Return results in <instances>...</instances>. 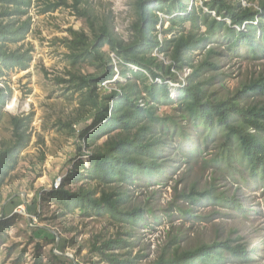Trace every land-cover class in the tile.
<instances>
[{"label": "trees", "instance_id": "1", "mask_svg": "<svg viewBox=\"0 0 264 264\" xmlns=\"http://www.w3.org/2000/svg\"><path fill=\"white\" fill-rule=\"evenodd\" d=\"M36 4L41 13L69 7L84 18L89 32L83 28L69 29L72 37L65 38L67 56L73 65L86 62L96 69L87 74L70 71L67 80L82 95L80 108L89 110L91 120L78 130V137L91 150L89 166L82 159L74 162L63 182L51 191L63 210H79L87 217L107 216L123 227L139 223L145 218L144 209L141 205L128 206V193L122 186L140 177L149 179L165 174L164 152L173 138L190 137L184 122L194 129L200 126L206 142L222 139L221 151L212 162H237L249 176L264 183V104L241 106L238 101V95H264V74L246 84L234 98L212 99L206 84L213 77L205 79V73L218 67L214 58L220 52L209 49L198 63L191 57L192 52L205 48L222 31L231 39L230 46L241 42L248 45L254 56L264 53V0H258L257 7L243 5L239 0H203L207 11L200 8V13L195 7L189 9L184 0H134L135 19L128 40L115 30L111 11L105 14L90 0H0V118L9 98L3 77L9 70L28 68L32 60L33 47L25 46L24 40L31 31L30 9ZM160 13H165L168 19L160 18ZM166 22L170 26L163 32L176 26L179 33L160 39L158 26L164 27ZM188 23L191 30H187ZM201 26L206 29L198 32ZM257 31L258 41L253 37ZM155 52L162 53L169 63L154 55ZM110 53L118 60L120 78L115 83L117 88L99 93L98 88L113 79ZM131 65L135 67L130 68ZM185 67L191 68V72L178 87L175 101L167 80H177L176 73ZM168 105H173L180 114L159 113L161 107ZM31 120V114L11 117L12 139L3 141L0 147V186L31 140ZM197 148L190 145V154ZM83 180L94 182L81 183L74 189L66 185ZM181 196L190 201L207 198L244 211L235 196L217 193L213 186L199 190L193 184ZM2 212L6 216L4 207ZM146 212H152V208L147 207ZM4 224L6 221L0 220V225ZM32 231L44 237L49 233L51 238H47L55 241L54 234L46 228L34 227ZM132 234L116 231L105 239L96 237L91 250L107 264H137L136 257L122 253L133 247ZM240 238L215 240L183 250L174 246L152 264H219L226 254L244 260L249 255L243 243L235 242ZM177 239L174 235L171 243L175 244Z\"/></svg>", "mask_w": 264, "mask_h": 264}, {"label": "rangeland", "instance_id": "2", "mask_svg": "<svg viewBox=\"0 0 264 264\" xmlns=\"http://www.w3.org/2000/svg\"><path fill=\"white\" fill-rule=\"evenodd\" d=\"M90 1L105 14L111 11L115 30L123 38H131L134 0ZM239 1L243 5L258 6V0ZM184 2L189 9L195 7L198 13L200 8L207 11L203 0ZM29 13L32 25L24 45L33 47L32 60L28 68L9 70L3 77L9 88V98L0 118V147L3 141L12 139V116L31 114L32 120L29 126L31 140L0 186V214L3 207L6 213V216H0V220L6 221L0 225V264H107L91 250V244L96 237L105 239L114 236L116 231L133 233V247L122 253L136 257L137 264H152L162 253H170L174 246L178 250L190 249L201 243L236 239L237 236L241 238L235 242L244 244L248 258L243 260L226 254L219 264H264V183L249 176L237 162H212L211 159L221 151L222 139L206 142L204 130L200 126L194 129L186 122L190 137L187 140L180 136L173 138L171 146L164 152L165 174L149 179L140 177L122 186L128 193V206L141 205L144 209L145 218L139 223L123 227L107 216L87 217L79 210L61 208L51 194L55 182L59 181L60 185L73 163L80 159L88 167L91 150L78 137V130L91 120L89 110L80 108L82 95L71 88L67 80L70 71L87 74L96 69L86 62L73 65L67 56L69 49L65 38L72 37L69 29L83 28L89 32L84 18L69 7L41 13L37 4ZM159 17L168 19L165 13H160ZM168 26L170 22L164 27L158 26L160 39L179 33L180 28L176 26L170 32H163ZM186 27L187 30L192 28L190 23ZM205 29L201 26L198 32ZM253 37L258 41L259 32L253 33ZM230 40L222 31L215 40L208 41L205 48L191 53L194 63H198L207 50L213 48L220 52L214 58L218 67L205 73V79L213 77L206 84L212 99L234 98L246 84L264 74V53L254 56L248 45L238 42L230 46ZM103 50L108 53V47ZM154 55L169 63L162 53L155 52ZM110 57L114 66L113 79L104 82L98 88L99 93H109L117 88L115 83L120 78V67L112 53ZM190 72L191 68L185 67L176 73L177 80H167L175 101L178 87ZM238 97L241 106L264 104L262 94ZM172 106L161 107L159 113L180 114ZM190 145L198 147L193 154L188 149ZM187 149L189 152L185 154ZM81 183L91 184L83 180L66 185L74 189ZM193 184L199 190L213 186L217 193L235 196L244 211L207 198L196 201L183 198L181 193ZM147 207H151L152 212H146ZM34 227L46 228L54 234L55 241L47 238L49 233L44 237V234L33 232ZM174 235L178 239L172 244Z\"/></svg>", "mask_w": 264, "mask_h": 264}, {"label": "built area", "instance_id": "3", "mask_svg": "<svg viewBox=\"0 0 264 264\" xmlns=\"http://www.w3.org/2000/svg\"><path fill=\"white\" fill-rule=\"evenodd\" d=\"M58 186H59V181H56L55 182V188H57ZM2 215H3V213L0 214V216H2Z\"/></svg>", "mask_w": 264, "mask_h": 264}]
</instances>
